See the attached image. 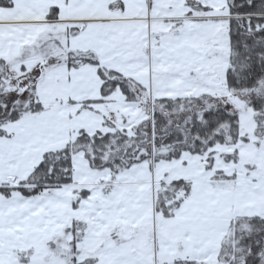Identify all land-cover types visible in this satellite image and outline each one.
<instances>
[{"label": "snow or ice", "instance_id": "obj_1", "mask_svg": "<svg viewBox=\"0 0 264 264\" xmlns=\"http://www.w3.org/2000/svg\"><path fill=\"white\" fill-rule=\"evenodd\" d=\"M0 264H264V0H0Z\"/></svg>", "mask_w": 264, "mask_h": 264}]
</instances>
